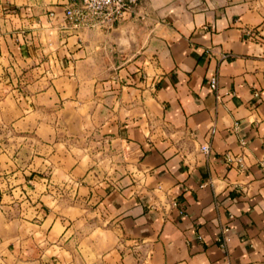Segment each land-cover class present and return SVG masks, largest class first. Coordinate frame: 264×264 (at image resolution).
I'll return each mask as SVG.
<instances>
[{
  "label": "crops",
  "instance_id": "0c3cea01",
  "mask_svg": "<svg viewBox=\"0 0 264 264\" xmlns=\"http://www.w3.org/2000/svg\"><path fill=\"white\" fill-rule=\"evenodd\" d=\"M67 2L0 0V264H264V13Z\"/></svg>",
  "mask_w": 264,
  "mask_h": 264
},
{
  "label": "built area",
  "instance_id": "2783aa9c",
  "mask_svg": "<svg viewBox=\"0 0 264 264\" xmlns=\"http://www.w3.org/2000/svg\"><path fill=\"white\" fill-rule=\"evenodd\" d=\"M143 0H68L63 10L64 21L75 30H96L113 26L125 19L138 14ZM140 19L146 18L139 15ZM209 88L214 93L216 100L221 97L218 94L217 76L209 78ZM200 152L207 156L210 154L208 144L201 145ZM228 163H235L242 167L241 159H232L225 155Z\"/></svg>",
  "mask_w": 264,
  "mask_h": 264
},
{
  "label": "rangeland",
  "instance_id": "374dc122",
  "mask_svg": "<svg viewBox=\"0 0 264 264\" xmlns=\"http://www.w3.org/2000/svg\"><path fill=\"white\" fill-rule=\"evenodd\" d=\"M228 3H240L247 2L251 5V7L258 11L264 13V0H224Z\"/></svg>",
  "mask_w": 264,
  "mask_h": 264
}]
</instances>
